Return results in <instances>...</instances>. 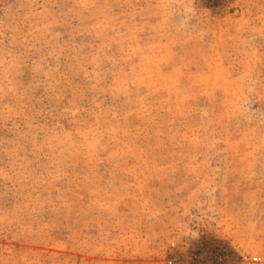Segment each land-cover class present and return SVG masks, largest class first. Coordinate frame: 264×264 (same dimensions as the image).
I'll list each match as a JSON object with an SVG mask.
<instances>
[{"label":"rangeland","instance_id":"rangeland-1","mask_svg":"<svg viewBox=\"0 0 264 264\" xmlns=\"http://www.w3.org/2000/svg\"><path fill=\"white\" fill-rule=\"evenodd\" d=\"M0 264H264V0H0Z\"/></svg>","mask_w":264,"mask_h":264},{"label":"built area","instance_id":"built-area-1","mask_svg":"<svg viewBox=\"0 0 264 264\" xmlns=\"http://www.w3.org/2000/svg\"><path fill=\"white\" fill-rule=\"evenodd\" d=\"M252 259H253V260H257L258 257H257V256H252Z\"/></svg>","mask_w":264,"mask_h":264}]
</instances>
